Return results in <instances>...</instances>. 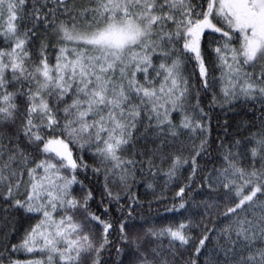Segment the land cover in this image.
I'll return each instance as SVG.
<instances>
[{
	"label": "snow or ice",
	"instance_id": "obj_1",
	"mask_svg": "<svg viewBox=\"0 0 264 264\" xmlns=\"http://www.w3.org/2000/svg\"><path fill=\"white\" fill-rule=\"evenodd\" d=\"M0 264H264V0H0Z\"/></svg>",
	"mask_w": 264,
	"mask_h": 264
},
{
	"label": "trees",
	"instance_id": "obj_2",
	"mask_svg": "<svg viewBox=\"0 0 264 264\" xmlns=\"http://www.w3.org/2000/svg\"><path fill=\"white\" fill-rule=\"evenodd\" d=\"M213 119H212V123L213 125L216 124L217 120H219L220 122H223V120L225 119H233L232 114L228 113L227 115L222 112L219 108H217L214 112L211 113ZM235 119H239V117H235ZM215 134V133H214ZM162 211V210H161Z\"/></svg>",
	"mask_w": 264,
	"mask_h": 264
}]
</instances>
